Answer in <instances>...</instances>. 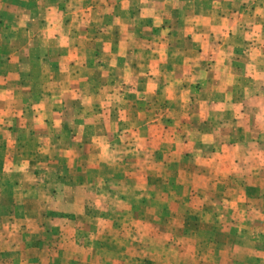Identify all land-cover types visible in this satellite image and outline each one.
I'll return each instance as SVG.
<instances>
[{"label":"crops","instance_id":"1","mask_svg":"<svg viewBox=\"0 0 264 264\" xmlns=\"http://www.w3.org/2000/svg\"><path fill=\"white\" fill-rule=\"evenodd\" d=\"M251 6L250 13V0H0V149L36 151L34 165L55 174L61 164L83 166L75 159L85 151L93 152L84 166H94L98 146L108 167L121 165L161 118L185 123L164 135L204 134L217 111L232 102L243 111L264 95V0ZM236 81L243 87L227 89ZM147 153L141 164L150 167ZM4 156L3 166L29 170L19 154Z\"/></svg>","mask_w":264,"mask_h":264},{"label":"rangeland","instance_id":"2","mask_svg":"<svg viewBox=\"0 0 264 264\" xmlns=\"http://www.w3.org/2000/svg\"><path fill=\"white\" fill-rule=\"evenodd\" d=\"M236 82L227 89L243 87ZM238 105L208 118L204 134L170 133L185 123L159 119L138 136L139 154L116 167L101 146L94 166H84L93 152L85 151L75 159L83 166L61 164L55 174L34 165L36 151L0 149V264H264V95ZM217 121L228 127H212ZM7 153L29 170L3 166ZM146 153L150 167L141 164Z\"/></svg>","mask_w":264,"mask_h":264},{"label":"trees","instance_id":"3","mask_svg":"<svg viewBox=\"0 0 264 264\" xmlns=\"http://www.w3.org/2000/svg\"><path fill=\"white\" fill-rule=\"evenodd\" d=\"M156 224H158L157 227H158V229H160V224L159 223H156ZM172 237H173V235H172ZM172 237H170L169 239H171ZM228 237L231 238V234L228 235ZM207 240H208V243H210V245H212V246H217L220 243L223 244V242L216 240V239H213V238H207ZM233 242H234V238H231V239L227 240L224 244H232ZM198 243L199 242H197L196 244H198ZM237 244H239L238 241H237Z\"/></svg>","mask_w":264,"mask_h":264}]
</instances>
